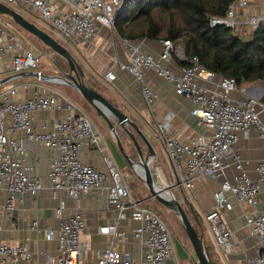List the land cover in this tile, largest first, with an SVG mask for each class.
Wrapping results in <instances>:
<instances>
[{"label":"built area","instance_id":"obj_1","mask_svg":"<svg viewBox=\"0 0 264 264\" xmlns=\"http://www.w3.org/2000/svg\"><path fill=\"white\" fill-rule=\"evenodd\" d=\"M251 0H236L223 17L210 19L212 27L224 25L236 29L238 20L235 7L246 8ZM12 6L19 14L33 11L40 21L45 23L55 39L68 43L77 40L91 41L99 26L114 28L116 15L123 11L126 0H0ZM0 15V61L10 55L9 65L13 79L29 72L37 74L36 80L42 82L38 71L40 56L33 48H27L4 26ZM264 22L262 17H248L243 22L254 31ZM124 57L127 64H121L117 58L112 61L121 69H127L140 84V93L146 104L150 105L155 97L145 83V75L153 71L174 86V93L190 101V115L196 125L205 129L206 134L199 135L190 143H183L171 130L169 120L157 123L153 127L156 139L161 142L170 164L172 176L170 188L190 192L197 178H208L219 182L213 194L214 204L203 220L210 230L216 246L222 254L231 252V232L222 221V214L233 208V203L256 204L260 188L264 186V159L255 164L257 177L251 179L241 164L234 162L236 174L227 176L228 159H234V150L240 133L254 130L264 140V103L257 98L244 96L231 97L239 92L234 78L217 76L204 68L196 56L188 57L183 48L170 41H162V52L158 59L140 51L126 40ZM172 57L182 62L179 73L174 75L164 63ZM111 81V71L104 75ZM12 80V79H11ZM0 79V190L4 200L0 217L11 218L15 210L17 197L25 193L36 200L42 189L39 176L33 174V167L24 165L29 143L50 149L54 152L50 160L48 180L53 198L65 193L68 198L79 199L90 192L105 196L108 208L116 212V221L99 228V233L109 235V247L102 250L95 264H168L172 261L173 241L165 223L142 201L134 200L123 174L116 167L113 157L105 152L102 136L90 118L74 102L58 92L39 91L34 86L29 98L17 100V87L2 88ZM212 87V88H211ZM245 92V90H241ZM65 110L63 119H39L37 114ZM21 133L23 140L12 137ZM83 144L95 148L100 154L104 172L90 164L82 162L80 153ZM39 160H34V166ZM183 193V192H182ZM185 195L179 202L183 203ZM20 200V199H19ZM62 203L56 209L60 216ZM130 220V239L141 246L140 257L134 258L128 251L114 248L115 241L128 240L126 232L120 230L119 221ZM85 223L81 215L73 214L59 223L57 228H45L46 239L56 244L55 253L40 255V261H34L35 255L23 243L10 245L0 241V264H80L87 244L81 239ZM250 234L264 243V203L261 209L247 217ZM37 228L33 221L31 229ZM172 264H177L172 263ZM245 264H264V254L258 253L247 258Z\"/></svg>","mask_w":264,"mask_h":264},{"label":"crops","instance_id":"obj_2","mask_svg":"<svg viewBox=\"0 0 264 264\" xmlns=\"http://www.w3.org/2000/svg\"><path fill=\"white\" fill-rule=\"evenodd\" d=\"M235 13L239 23L234 31L242 39L246 40L251 35L252 30L243 22L248 17H262L264 15V0H251L246 8L235 7ZM123 41V39L118 37L114 29L111 30L99 26L97 35L91 41L84 42L77 40L75 43H71V45L76 48L85 60L84 65L82 64V69L85 72L88 83L93 84L103 98L115 104L120 111L129 116V120L137 124L149 143L153 139L157 144L158 148L151 146L156 154L151 164L153 172V164H156L157 150H159L168 165L169 173H172L163 146L156 139L153 127L159 122L169 120L171 130L175 133L176 138L183 143L192 142L197 136L206 134V131L204 128L197 126L196 120L190 115L192 108L190 101L182 96L176 95L173 84L158 77L153 71L146 73L145 83L155 97L150 105L145 103L140 93V84L135 80L133 75L127 69H121L112 61L114 57L121 64H127L124 57L126 50ZM128 43L132 46L139 47L141 52L151 55L154 59H158L163 49L162 41L140 39ZM9 58L10 55L8 54L0 61V79H8L7 83H12L11 87L16 86L18 88L17 100L29 98L35 85H38V89L41 92H58L43 86L35 77H30L34 78L33 80H22L15 83V81L21 78H12L14 74L10 70ZM163 65L174 75H177L183 66L182 62L175 57H172ZM109 71L114 75V79L111 81L104 77ZM55 76L60 77V75ZM43 82L46 81L43 80ZM238 88L239 92L232 93V98L238 99L244 96H252L257 98L262 104L261 101L264 99L263 84L253 82L239 86ZM242 88L245 92H241ZM79 97L81 96L79 95ZM67 114L68 112L65 110H60L39 113L37 117L39 119L55 120L63 119ZM261 118L263 119L264 115H261ZM119 131L124 146L130 149L128 156L135 160L136 153L130 147L129 136L123 130L120 129ZM131 131L140 144L144 155L147 154V149L142 140L133 130ZM12 137L16 138L19 143L23 140L21 133H15ZM238 137V142L234 150V159L233 157L228 159L229 168L227 169V176L231 179L236 174L234 162L237 161L241 164L248 176L251 179H255L257 177L254 170L255 164L264 159V140L259 138L254 130L247 133H240ZM102 146L105 152L114 157L112 152H110L112 151V147L108 137H104ZM53 155L54 152L50 149L39 147L34 143L28 144L24 165L33 167L32 173L40 177L42 189L36 200H33L27 193L18 196L13 216L11 218L0 217V241L10 245L23 243L35 255L34 261H40L42 259L41 252L51 254L55 253L56 249L55 242L46 239L44 229L48 227L53 229L57 228L61 221L66 220L73 214H79L85 223L81 233V239L88 246L80 264H95L98 254L109 247L111 240L109 235L99 233V228L116 221V212L108 208L105 196L98 192H90L87 195L81 196L79 199L68 198L65 193H61L57 198H53L47 177L50 160ZM80 155L82 162L90 164L104 172L105 169L101 154L95 148L83 144ZM35 159L39 160L36 166H34ZM162 179L165 180L163 177ZM218 186L219 182L217 181L208 178H197L189 193L181 191V189L174 190L177 194V200H179L181 195H185L186 199L180 204L186 212V215L188 212L187 217L192 218V220L190 218L191 222H198V219H203V216L211 210L214 204L213 194L218 189ZM4 195V191L0 190V210ZM61 203V215L57 216L56 209ZM263 203L264 186L260 188L257 194L255 205L233 203V208L222 214V221L231 232L232 248L231 252L227 255L222 254L219 247L216 246L210 230L207 227L212 241L208 246L213 250L214 260L220 264H245L247 258L255 256L258 253L264 254V243L263 245L259 244L257 238L250 234L247 226V217L259 211ZM33 221H37L36 229H31ZM118 224V228L126 232L128 240H125V242L115 241L114 248L119 251H128L134 258L140 257V244L130 239V235L128 234L130 227H134L135 223L130 220H124L119 221ZM168 264H172L171 261ZM181 264L184 263L181 262Z\"/></svg>","mask_w":264,"mask_h":264},{"label":"trees","instance_id":"obj_3","mask_svg":"<svg viewBox=\"0 0 264 264\" xmlns=\"http://www.w3.org/2000/svg\"><path fill=\"white\" fill-rule=\"evenodd\" d=\"M235 1L126 0L123 11L115 18L113 29L118 37L128 42L147 39L170 41L175 46L179 45L186 56H196L207 70L217 76L234 78L238 87L253 82L264 85V22L252 31L246 40L242 39L234 31L235 29L224 25L214 27L210 25L211 18L223 17L228 7ZM122 14H126L127 17L121 16ZM45 48L48 49L46 46ZM78 66L83 70L82 65L78 64ZM55 67L58 75L66 79V74L69 72L68 64L57 58ZM83 82L87 87L98 92L96 87L86 80L85 72ZM84 104L92 108L85 101ZM121 143L128 156L122 140ZM129 143L131 149L135 151L132 142ZM139 201L146 204L144 199ZM191 224L201 237L211 264H220L213 259L212 248L204 243L203 232L195 227V224L201 226L199 219L198 222Z\"/></svg>","mask_w":264,"mask_h":264},{"label":"rangeland","instance_id":"obj_4","mask_svg":"<svg viewBox=\"0 0 264 264\" xmlns=\"http://www.w3.org/2000/svg\"><path fill=\"white\" fill-rule=\"evenodd\" d=\"M3 5L9 7L10 9L15 10L12 6L1 2ZM131 9V8H130ZM27 21L35 25L37 28L41 29L45 33H47L49 36L54 38L53 31L42 21H40V18L38 15H36L33 11L28 10L27 13L21 14ZM121 16L127 17L126 14H122ZM4 18V24L5 28L11 32L13 35L16 36V38L20 41V43H23L27 48H33L35 49L39 56H40V63L38 66V71L48 77H56L55 75H58V72L55 67V61L57 58H61L58 55L51 52L49 49H46L45 46L42 44V42L30 33L26 32L22 28H20L17 24L12 22L7 16H3ZM55 39V38H54ZM61 46L65 47L70 54L74 57L77 63L80 65H84V59L79 54V52L76 50L74 46L69 44L68 42L61 41L59 39H55ZM63 60V58H61ZM65 61V60H64ZM82 65V66H83ZM34 78L25 77L21 78L16 82H20L22 80H33ZM43 86H46L50 89L56 90L59 93H61L63 96L77 104L83 112L90 118L92 123L95 125L97 130L99 131L100 135L102 136L103 140L104 137H108L110 139L111 147H112V155L114 156V161L116 164V167L119 169V171L123 174V177L125 179V183L129 188L130 195L134 200H142L144 199L146 201L145 206L148 207L150 210H152L167 226L168 230L171 233L172 241H173V250H172V261L171 263H177L181 264H197L196 258L194 256V252L192 250V247L190 245V242L182 228V224L180 219L176 214L173 212H170L169 210L165 209L163 206H161L156 200L150 198V194L148 189L146 188L144 182L139 178V176L135 173L134 170H132L127 162L125 161V158L122 156L120 151L117 148V145L115 143V140L113 136L110 134L108 127L105 123V121L102 119V117L94 111L92 108L86 107L84 104V101H82V98L80 99L79 93L74 90L72 87H69L65 84H57V83H49V82H40ZM12 86V83H5L3 84V87L1 89H8ZM117 127V126H116ZM120 129L116 128V133L119 136L121 140V133L119 131ZM119 132V133H118ZM105 142V141H104ZM151 146L154 148H158L155 141L152 139ZM126 152L128 153L130 149H127V146H124ZM158 151L156 164H153L154 172L151 169L153 177L156 176L157 180L160 185L164 186L167 189H170L173 195L176 198V192H174V188H170L169 181L171 182V176L172 173H169L168 165L163 157V155ZM137 158V156H136ZM133 159V158H132ZM153 163V162H152ZM168 176H170L168 178ZM165 178L164 179H162ZM156 180V178H154ZM156 180V181H157ZM177 199V198H176ZM182 206V205H181ZM184 210V209H183ZM185 212V211H184ZM186 214V212H185ZM188 215V212H187ZM191 218V217H190ZM190 218L189 221H190ZM192 220V218H191ZM200 225L198 226L195 224V227L198 231L203 232V241L206 245H209L212 243L211 237L208 233L207 226L205 225L203 219H199ZM191 222V221H190ZM195 223V222H191ZM191 259V260H190ZM217 263V261L215 260Z\"/></svg>","mask_w":264,"mask_h":264},{"label":"water","instance_id":"obj_5","mask_svg":"<svg viewBox=\"0 0 264 264\" xmlns=\"http://www.w3.org/2000/svg\"><path fill=\"white\" fill-rule=\"evenodd\" d=\"M0 15L9 17L20 28L40 40L44 46L51 50V52L65 60L69 66V72L66 74V79L62 77H48L43 75L42 80L50 83L65 84L69 87H72L80 94L83 100L102 117L108 127L110 134L115 140L118 150L125 158V161L129 167L134 170L139 178H141V180L144 182L146 188L149 191L150 198L156 200L161 206L176 214L180 219L182 228L194 252L197 264H211V261L203 247L202 239L194 230L180 202L175 198L170 189L160 185L154 179L151 172V164L156 154L137 124L133 121L131 122L129 120V116L124 114L117 107L110 104L98 92L84 84L83 70H81V68L78 66L70 52L65 47L61 46L54 38L27 21L18 12L3 5L1 2ZM117 16L118 14L116 17ZM22 77H37V74L35 72L19 74L14 79ZM7 82L8 79L1 80L2 85ZM261 102L264 103V99ZM116 125L129 136L137 156L135 160L127 156L125 153L121 140L116 133ZM129 128H131V130H133V132L142 140L147 149V154L144 155L142 148H140L138 141L133 136L132 131H130Z\"/></svg>","mask_w":264,"mask_h":264},{"label":"bare ground","instance_id":"obj_6","mask_svg":"<svg viewBox=\"0 0 264 264\" xmlns=\"http://www.w3.org/2000/svg\"><path fill=\"white\" fill-rule=\"evenodd\" d=\"M57 80H59V79H57ZM3 87V86H2ZM46 88V87H45ZM41 89V88H40ZM81 156V155H80ZM152 169V168H151ZM153 170V169H152ZM154 178H156V180H157V177L156 176H154ZM157 182H158V180H157ZM159 183V182H158Z\"/></svg>","mask_w":264,"mask_h":264}]
</instances>
